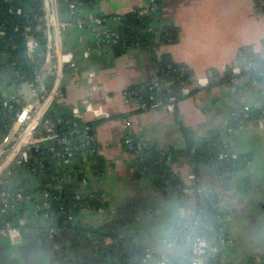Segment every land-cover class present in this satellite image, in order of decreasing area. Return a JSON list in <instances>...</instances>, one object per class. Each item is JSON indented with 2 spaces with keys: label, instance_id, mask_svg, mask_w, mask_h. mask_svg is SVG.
Here are the masks:
<instances>
[{
  "label": "crops",
  "instance_id": "obj_1",
  "mask_svg": "<svg viewBox=\"0 0 264 264\" xmlns=\"http://www.w3.org/2000/svg\"><path fill=\"white\" fill-rule=\"evenodd\" d=\"M146 3L95 0L90 8L85 5L77 10L75 23L64 33L67 58L76 66L67 71L63 94L52 113L69 115L67 103L78 104L85 96L87 77L95 76L97 93L79 120L90 127L94 142L61 161L49 154L45 180L32 185L28 169L15 170L14 180L17 184L21 180L15 187H27L38 199L47 187L52 188V177L62 173L72 200L95 195L101 204L86 212L61 206L58 218L37 213L34 198L20 205L0 222L13 220L15 224L27 217L24 241L13 245L0 235V264H103V253L110 250L114 264H146L145 253L163 250L160 241L171 236L178 220L196 217L199 206H205L193 193L182 201L169 180L186 186L202 181L224 197L233 243L223 264L264 261V84L246 71L242 55L256 52L264 59V9L259 0H166L142 16L145 19L133 29L129 41L125 37L96 48L106 29L117 30L114 16L136 14ZM90 11L108 19L98 30L83 21ZM62 14L64 18L69 15L66 5ZM174 64L185 68L166 80L162 74ZM210 69L227 82L238 83L240 92L231 94L223 84L211 82ZM15 70L12 53L0 48V105L17 94L31 98L28 84L18 80ZM153 78L159 80L163 92L177 94L174 112L164 106L144 110L126 96L127 90ZM235 110L248 111L249 120L239 125L232 115ZM215 139L226 144L230 154L235 150L231 157L239 161L238 169L220 175L208 154L201 162L183 166L191 155L189 148L205 147L204 142L210 147ZM139 142L144 149L150 146L170 155L174 150L177 157L168 160L164 174L147 166L139 171L137 162L146 157L144 150L137 151ZM192 247L193 241L180 242L170 252L173 261L189 264ZM151 259L149 264H168L158 254Z\"/></svg>",
  "mask_w": 264,
  "mask_h": 264
},
{
  "label": "built area",
  "instance_id": "obj_2",
  "mask_svg": "<svg viewBox=\"0 0 264 264\" xmlns=\"http://www.w3.org/2000/svg\"><path fill=\"white\" fill-rule=\"evenodd\" d=\"M8 3L7 12L15 19H18L13 27V32L21 31L25 52V59L31 65L29 77L28 73L22 69L20 60L13 53H16L18 45L15 39L7 32L6 24L0 18V38L2 48L12 53L15 73L19 81L27 83L31 98L26 99L21 95H13L9 100L0 105L5 108L6 123L0 126V215H5L17 210L20 205L32 201L33 196L27 187L15 188L21 180H14L13 174L18 167L26 168L33 175H38L45 168V161L49 160V155L40 159L33 157L32 149L36 154H52L57 160L61 161L74 156L79 150L91 146L94 142L93 136L80 134L81 143L73 141V134L76 130L63 132L59 125L64 120L59 118L57 121L52 117V110L57 100L62 96L67 71L74 68L76 63L69 61L64 48L65 30L75 23L77 10L85 5H92L95 0H41L39 12L28 13L21 5H16L15 0H6ZM166 0H147V3L137 10L138 18L149 15L159 8L160 4ZM260 9H264V0H259ZM69 8V15L64 18L62 14L63 6ZM19 18L24 22L19 23ZM126 17L124 15L114 16L118 28L106 29L103 36L99 37L96 42V48L102 47L109 41H124L125 36L119 29L123 25ZM98 30L108 19L105 16L95 14L93 11L88 13L86 20H83ZM82 22V21H81ZM48 41V49L42 50L40 37ZM45 55L48 56L44 60ZM250 58L244 57L245 62H250ZM252 63V62H250ZM256 69V67H254ZM182 73V72H180ZM210 81L213 83L223 84L231 94H238L240 87L238 83L227 82L220 75L210 69ZM88 87L85 96L78 104L67 103V109L70 112L67 123L75 125L84 115V109L91 106V98L97 93L98 81L95 76L87 77ZM126 96L137 100L142 109L159 108L164 106L168 112H174L177 109L179 98L177 94L170 90L164 100L163 91L160 88V82L156 78L143 82L127 90ZM232 115L238 120L239 125L244 124L250 118V113L246 110L233 111ZM5 129V132H4ZM86 130L90 131L87 126ZM132 139L128 141V146L132 147ZM144 150L143 143L137 144V151L142 153ZM195 152L192 149L191 153ZM167 152H162L165 154ZM190 155L188 160L183 162V166H188L189 161H193ZM223 159H230L231 154L227 145L222 152ZM194 162V161H193ZM52 190L54 193L46 192L41 198L34 201V210L42 213L47 218L52 216L51 207L58 200V196L64 192L62 176L56 173L53 177ZM170 185L175 186L180 192L182 201L191 193L197 196L205 207L210 206L215 213L212 218L217 225L207 222L208 215L202 211L199 217L190 218L183 221H177L174 232L171 236H164L161 242L168 249L177 248L180 242L193 241V257L189 264H223L226 260V250L233 243L228 223L225 219L226 202L224 197L216 193L211 186L204 182L193 183L190 186L183 185L181 182L168 181ZM20 185V184H19ZM90 196L77 197L80 205L79 211L86 212L90 207L80 203ZM28 218L21 217L18 222L13 224L11 220L0 222V235L8 237L13 245L22 244L24 241L23 230L28 225ZM56 233V229H53ZM107 243H111V238H106ZM155 254L166 261L168 264H176L173 261L169 251L149 249L145 253L143 260L148 262ZM245 264H264V261L252 262Z\"/></svg>",
  "mask_w": 264,
  "mask_h": 264
},
{
  "label": "trees",
  "instance_id": "obj_3",
  "mask_svg": "<svg viewBox=\"0 0 264 264\" xmlns=\"http://www.w3.org/2000/svg\"><path fill=\"white\" fill-rule=\"evenodd\" d=\"M30 2L31 0H15L16 5H21L25 9L26 12L28 13L39 12L38 9L41 6V2H36L33 5ZM91 6L92 5L87 4L85 7L90 8ZM7 8H8L7 1L0 0V18L7 26L8 34L14 38L13 27L17 21H15L16 19L7 12ZM125 17L126 18L123 21V25L119 26V29L121 30V32H123L124 36L129 41L131 39L130 34L131 33L133 34L135 32V30L133 29H136V27L141 25V21L144 20L145 17L138 18L136 14H128V15H125ZM23 22H24V19L19 18V23H23ZM38 36L40 37V45H41L42 50L46 51L48 49V41L42 38V34H38ZM0 48H2V41H0ZM13 55L16 56L15 52L13 53ZM242 55L244 57L250 58L251 59L250 62H252V63L250 62L245 63L246 71H249V73H251L254 81L262 82L264 84V59L261 57V55L256 52H249L247 54L243 53ZM20 64L22 66V69L26 71L30 77L31 76L30 74L31 65L29 61L27 59H21ZM254 67H256V69H254ZM181 68H185V67L183 65L174 64L170 68H165V71L162 74V76L166 80L175 78L176 76L179 75ZM167 96H168V92L165 90L163 92L162 97L165 100ZM5 112H6L5 108H0V126H3L6 123V117H4ZM51 115L56 121L59 118H62V120H64L63 123L59 125V129L61 131L69 132L74 129L76 130V133L73 134V137H72L73 141L76 143H81L82 139L80 138L81 137L80 134L89 133V131L86 130V124L82 123V121L77 120L75 125H71V122L67 123L66 120L69 118L68 114H63L60 117L57 116L55 113L54 114L52 113ZM4 132H5V129H4ZM191 149L192 148L188 149L187 154L192 155V153L190 152ZM224 149H225V144H223L222 141L215 139L214 141L211 142L210 147L205 146V147L199 148V152L196 149L192 155L193 161L201 162L202 158L205 157V154H208L210 156V161L213 163L215 167L216 173L222 175L228 171L232 172L233 170L238 169L240 167V163L237 159H234L232 157L228 160L222 158V152ZM144 152L146 154V157H144V159H141L139 162H137L139 171L142 170L144 166H147L148 168L151 167L150 170H154V171H157L158 173L164 174L166 172L165 169L167 168L168 160L176 156V152L174 150L172 151L171 155L170 153L162 154V152H157L153 150L152 148H150V146L145 147ZM48 155L49 154L47 152H44V154H36L35 156L42 159ZM148 156L150 158L149 160H146ZM158 162H161V163L158 164ZM100 168H102V160H99V163L97 165V169L100 170ZM44 169L49 170V166L48 167L45 166ZM59 174L61 175L62 173H59ZM172 182L174 183L173 180ZM19 188L20 186H17L16 189H19ZM45 190L48 192L54 193V190H52V188L47 187ZM31 194L33 195V198H34L33 201H37L38 196H36L37 195L36 192H31ZM80 203L86 204L91 208L97 207L101 204L98 197H96L95 195H93L91 198L89 197L86 200L80 201ZM78 204L79 203L76 200H72L70 198V194L67 188L64 186V192L58 196V200L55 201L53 206L51 207V214L52 216H55L56 218H58L60 216L59 214L60 211L58 209L61 206L62 207L66 206L68 209H71L72 211L77 212L80 208V205ZM57 205L59 206V208H57ZM202 211L204 213H207L208 215L207 222H211L217 225L216 221L212 218V215L215 213V211H213L210 206H207V207L202 206V205L199 206V211L196 217H199ZM6 217L7 216L5 215H0V220ZM56 222L58 223V219L56 220Z\"/></svg>",
  "mask_w": 264,
  "mask_h": 264
},
{
  "label": "water",
  "instance_id": "obj_4",
  "mask_svg": "<svg viewBox=\"0 0 264 264\" xmlns=\"http://www.w3.org/2000/svg\"><path fill=\"white\" fill-rule=\"evenodd\" d=\"M32 1L33 2H38L40 0H32ZM17 20L18 19H16L15 21H17ZM14 36H15L16 44L18 45V47L16 49V55L18 57L24 59L25 52H24V46H23V40H22V33H21V31H15L14 32ZM47 58H48V56L45 55L44 60H47ZM218 136H220V135H218V134H212V137H214V138L215 137H218ZM204 145L207 146L208 145V142H204ZM197 151L199 152V147L197 148ZM231 152L234 154L235 153V150H232ZM32 153L35 154L36 153V150L35 149H32ZM45 164L47 166L49 165L47 161L45 162ZM47 178L50 180V177L49 176ZM0 190H1V187H0ZM57 208H59L58 205H57ZM12 222H14V221L12 220ZM109 254H112L111 250L103 253V256H106V259H105V261H104L103 264H114V261H111L109 259V256H108ZM100 257H102V256H100Z\"/></svg>",
  "mask_w": 264,
  "mask_h": 264
},
{
  "label": "rangeland",
  "instance_id": "obj_5",
  "mask_svg": "<svg viewBox=\"0 0 264 264\" xmlns=\"http://www.w3.org/2000/svg\"><path fill=\"white\" fill-rule=\"evenodd\" d=\"M60 99V98H59ZM58 99V100H59ZM58 100H57V102H56V104L58 103ZM15 176H16V173H14L13 174V176L12 177H14L15 178ZM27 180H28V182H29V184H33L36 180L38 181V180H40V181H42V180H45V171H41V173L40 174H38V175H33V174H31L30 172L28 173V175H27ZM36 183V182H35ZM32 186H29V188H31ZM36 196H38V195H36ZM32 205H33V202H31V203H29V208H31L32 207ZM141 238H142V236H141ZM139 239V240H142V239ZM160 243H161V241H160ZM161 245H162V243H161ZM145 246V245H144ZM163 246V250H165V251H169V252H171V250L172 251H174L176 248H174V249H168L166 246H164V245H162ZM146 247V246H145ZM153 259H150L146 264H149V262H151Z\"/></svg>",
  "mask_w": 264,
  "mask_h": 264
}]
</instances>
